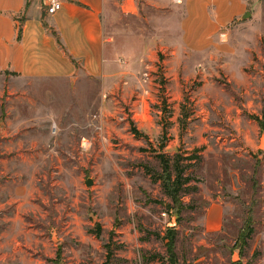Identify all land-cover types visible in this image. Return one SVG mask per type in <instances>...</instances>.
<instances>
[{"label": "rangeland", "instance_id": "obj_1", "mask_svg": "<svg viewBox=\"0 0 264 264\" xmlns=\"http://www.w3.org/2000/svg\"><path fill=\"white\" fill-rule=\"evenodd\" d=\"M181 1L115 7L110 83L0 75V264H264V0L204 51Z\"/></svg>", "mask_w": 264, "mask_h": 264}, {"label": "crops", "instance_id": "obj_2", "mask_svg": "<svg viewBox=\"0 0 264 264\" xmlns=\"http://www.w3.org/2000/svg\"><path fill=\"white\" fill-rule=\"evenodd\" d=\"M60 1L62 9L51 15L50 0H0V75L87 76L110 83L116 72L115 39L108 36L106 21L116 6L138 15L136 0ZM247 6L245 0H183L174 7L183 42L191 50H207L219 32L248 14Z\"/></svg>", "mask_w": 264, "mask_h": 264}, {"label": "trees", "instance_id": "obj_3", "mask_svg": "<svg viewBox=\"0 0 264 264\" xmlns=\"http://www.w3.org/2000/svg\"><path fill=\"white\" fill-rule=\"evenodd\" d=\"M136 134L137 131H135ZM162 165H163V174L161 177V180L163 182V187L165 189L166 195L172 200L174 203V206H179L180 200H181V194L184 192L185 189H187V186L190 184V179H185L183 176V170L180 166V163L177 161L175 163V171L176 176L173 174V170L171 167V162L168 161L163 155H161ZM171 209H175L174 207H171ZM171 230L168 233V236L166 237V241H169L168 243V250L169 254L171 255L172 259L176 258L175 254V248H176V240L177 235L175 231H173V228H170Z\"/></svg>", "mask_w": 264, "mask_h": 264}, {"label": "built area", "instance_id": "obj_4", "mask_svg": "<svg viewBox=\"0 0 264 264\" xmlns=\"http://www.w3.org/2000/svg\"><path fill=\"white\" fill-rule=\"evenodd\" d=\"M62 9V3L60 0H50L49 13L54 15ZM167 217V215H165Z\"/></svg>", "mask_w": 264, "mask_h": 264}, {"label": "water", "instance_id": "obj_5", "mask_svg": "<svg viewBox=\"0 0 264 264\" xmlns=\"http://www.w3.org/2000/svg\"><path fill=\"white\" fill-rule=\"evenodd\" d=\"M87 186L88 187H92L93 186V181L92 180H88L87 182ZM176 227V224L174 223L173 225L170 226V228Z\"/></svg>", "mask_w": 264, "mask_h": 264}]
</instances>
